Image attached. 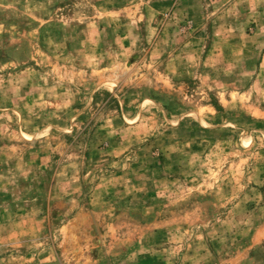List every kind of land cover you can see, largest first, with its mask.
Wrapping results in <instances>:
<instances>
[{
    "label": "rangeland",
    "instance_id": "1",
    "mask_svg": "<svg viewBox=\"0 0 264 264\" xmlns=\"http://www.w3.org/2000/svg\"><path fill=\"white\" fill-rule=\"evenodd\" d=\"M178 7L0 0L8 264H264V0Z\"/></svg>",
    "mask_w": 264,
    "mask_h": 264
},
{
    "label": "crops",
    "instance_id": "2",
    "mask_svg": "<svg viewBox=\"0 0 264 264\" xmlns=\"http://www.w3.org/2000/svg\"><path fill=\"white\" fill-rule=\"evenodd\" d=\"M179 0H175V13H179ZM218 19H215L212 21L210 27H209V31H210V35L212 36H223L224 35V32H226L228 30L229 27H231V25L227 22H225L223 25L222 24H218ZM193 26L195 24V20L192 21L191 23ZM14 213V212H13ZM3 216L2 213H0V217ZM0 246H1V243H0ZM16 257L18 258L19 256L16 255ZM8 260V257L7 259H2L0 258V264H8L6 261Z\"/></svg>",
    "mask_w": 264,
    "mask_h": 264
}]
</instances>
